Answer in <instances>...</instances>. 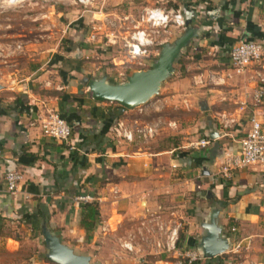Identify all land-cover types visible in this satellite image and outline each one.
<instances>
[{
  "label": "crops",
  "instance_id": "crops-1",
  "mask_svg": "<svg viewBox=\"0 0 264 264\" xmlns=\"http://www.w3.org/2000/svg\"><path fill=\"white\" fill-rule=\"evenodd\" d=\"M125 2L128 9L117 11L120 19H131L118 31L123 38L142 25L139 18L147 8L180 10L192 20L199 35L190 44L185 74L132 110L93 99L78 83L82 77L68 76L80 72L81 64L71 70L57 54L48 61L59 65V94L36 97L28 89L8 96L2 86L0 219L30 216L25 224L31 229L45 224L73 251L93 243L100 228L105 238L133 222L156 255L154 264H173L195 248L200 224L214 208L230 247L199 264H264V166L250 165L228 178L219 171L225 157L239 151L250 119L264 120V97L252 102L264 60L236 73L228 57L240 40L264 41V0H114L109 5ZM111 12L92 14L106 19ZM169 29L163 42L183 30ZM49 110L71 126L68 140L42 134L41 119ZM119 123L127 130L145 124L158 129L149 139L135 134L127 140ZM201 138L209 140L206 147L196 146ZM8 170L22 175L14 193L5 186ZM78 194H89L99 204L100 221L88 236L79 223L83 203L74 201ZM174 228L177 240L168 251L162 244Z\"/></svg>",
  "mask_w": 264,
  "mask_h": 264
},
{
  "label": "rangeland",
  "instance_id": "rangeland-1",
  "mask_svg": "<svg viewBox=\"0 0 264 264\" xmlns=\"http://www.w3.org/2000/svg\"><path fill=\"white\" fill-rule=\"evenodd\" d=\"M108 1L94 0L92 4L79 5L75 0H0V84L5 94L17 96L28 89L36 97L59 94L55 91L59 84L62 86L59 65L49 64L55 54L79 59L82 70L75 75L68 72L76 80L84 75L99 77L105 73L113 82H121L132 72L149 68L154 57L144 65L130 60L122 40L125 35L118 32H122L124 21L131 25V19H120L117 12L122 8L127 10V3L113 7L109 3L114 0ZM108 10L114 11L106 21L109 22L107 29L116 35L115 42L107 43L100 36L95 41L87 40L90 26L105 22L98 17L100 14L92 13ZM170 30L167 28L165 33L160 31L156 36V44L152 46L156 53ZM189 47L162 87L185 74V64L191 61ZM62 69L67 70V66L63 65ZM98 234L93 243H83L74 252L90 255L92 261L100 264H154L156 255L149 253V242L133 222L125 224L114 235L102 238L101 228ZM125 241L127 247L123 246ZM142 242L144 245L140 248ZM44 252L40 228L31 229L18 216L0 219V264H55L43 259Z\"/></svg>",
  "mask_w": 264,
  "mask_h": 264
},
{
  "label": "built area",
  "instance_id": "built-area-1",
  "mask_svg": "<svg viewBox=\"0 0 264 264\" xmlns=\"http://www.w3.org/2000/svg\"><path fill=\"white\" fill-rule=\"evenodd\" d=\"M92 2L94 0H75V3L79 5L92 4ZM186 19L180 10H166L159 7L144 9L139 18V22L142 25L133 27L128 36L122 38L129 59L138 60L137 64L143 63L144 65L150 59L154 50L156 53V49H153L152 46L156 44V36H158L159 32L165 33V30L170 26L184 28ZM104 20L105 22L102 25L95 24L90 26L87 40L95 41L100 36L106 38L107 43L113 44L115 42L116 35L107 29L109 22L106 19ZM161 43L163 42H160L159 45ZM228 57L232 69L236 73H243L253 64L259 65L264 60V41L240 40L228 50ZM263 97L264 76H261L259 85L254 89L252 102L258 104ZM221 123L226 126L225 122ZM249 123L248 129L239 141V151L227 155L219 168L220 173L227 178L232 175L233 171L250 165L264 166V120L253 116ZM119 128H121L122 136L127 140H132L135 134L142 139H149L155 135L158 125L145 124L132 130H127L119 123ZM41 132L47 137L63 142L68 140L71 134V126L55 111L49 110L46 116L41 119ZM208 143L209 140L207 138H201L196 143V146L206 147ZM21 178L22 175L17 170H8L4 174L5 186L9 193H14L17 190ZM94 199L89 194H78L75 196L74 201L84 204L94 201ZM176 240L177 229L174 228L168 231L162 246L168 251L172 250ZM123 246L127 247V243L123 244ZM202 260H204V257L195 248H192L180 254L173 264H199Z\"/></svg>",
  "mask_w": 264,
  "mask_h": 264
},
{
  "label": "water",
  "instance_id": "water-1",
  "mask_svg": "<svg viewBox=\"0 0 264 264\" xmlns=\"http://www.w3.org/2000/svg\"><path fill=\"white\" fill-rule=\"evenodd\" d=\"M191 22L192 20L187 18L179 35L159 45L149 68L136 70L125 76L121 82H113L104 73L99 77L84 75L78 83L86 86L93 99L115 102L126 110L146 103L159 93L163 83L175 72V65L183 51L199 35V29ZM214 136L215 134L210 133L208 139L212 140ZM217 214L218 211L213 208L208 218L200 224L201 236L195 249L206 259L221 255L230 247L227 238L221 234ZM40 231L44 242V256L49 261L55 264H100L97 261L91 262L87 255L74 253L69 246L61 243L59 237L45 224H41Z\"/></svg>",
  "mask_w": 264,
  "mask_h": 264
},
{
  "label": "trees",
  "instance_id": "trees-1",
  "mask_svg": "<svg viewBox=\"0 0 264 264\" xmlns=\"http://www.w3.org/2000/svg\"><path fill=\"white\" fill-rule=\"evenodd\" d=\"M65 63L69 65V69L73 70L75 66L78 64L80 65V62L74 58H64V56L61 57ZM180 63V62H179ZM121 109H124L120 106ZM81 218H80V226L85 230L87 236L89 235V232L94 230L97 226V224L100 221V217L98 214V202L97 201H91L86 202L81 207ZM40 216V215H39ZM30 217V216H29ZM28 216H25V218H22L23 223H26L30 218ZM45 261H49L47 258H45L44 254L41 255Z\"/></svg>",
  "mask_w": 264,
  "mask_h": 264
}]
</instances>
